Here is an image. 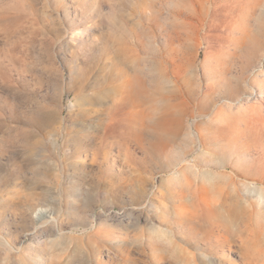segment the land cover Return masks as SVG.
I'll list each match as a JSON object with an SVG mask.
<instances>
[{
    "label": "rangeland",
    "instance_id": "rangeland-1",
    "mask_svg": "<svg viewBox=\"0 0 264 264\" xmlns=\"http://www.w3.org/2000/svg\"><path fill=\"white\" fill-rule=\"evenodd\" d=\"M195 262L264 264V0H0V264Z\"/></svg>",
    "mask_w": 264,
    "mask_h": 264
},
{
    "label": "bare ground",
    "instance_id": "bare-ground-1",
    "mask_svg": "<svg viewBox=\"0 0 264 264\" xmlns=\"http://www.w3.org/2000/svg\"><path fill=\"white\" fill-rule=\"evenodd\" d=\"M252 98H253V96H252ZM252 98H249V99H252ZM256 98H257V95H255L253 99H256ZM252 106H256V104H252ZM244 107H245V108H248L247 105L241 104L240 107H239V110H241V109L244 108ZM228 127L230 128V125H228ZM40 213H41V212H37V214H40ZM190 254H191V253H190ZM195 264H197V263L195 262Z\"/></svg>",
    "mask_w": 264,
    "mask_h": 264
}]
</instances>
